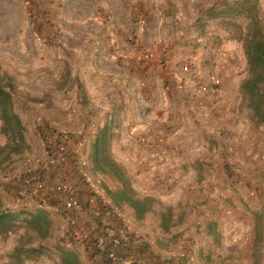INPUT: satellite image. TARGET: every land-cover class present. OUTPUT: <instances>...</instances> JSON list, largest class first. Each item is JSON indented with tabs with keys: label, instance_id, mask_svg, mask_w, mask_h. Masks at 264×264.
Wrapping results in <instances>:
<instances>
[{
	"label": "rangeland",
	"instance_id": "obj_1",
	"mask_svg": "<svg viewBox=\"0 0 264 264\" xmlns=\"http://www.w3.org/2000/svg\"><path fill=\"white\" fill-rule=\"evenodd\" d=\"M176 1L169 0L178 4ZM244 1L199 0L196 5L201 6L200 10L204 13L200 17V22L196 20L192 23H184V18L180 21L176 19L178 29L196 30L207 37L203 44H199L193 42L188 34L182 41L183 45L192 52L203 51L201 56L208 60L211 69L216 65L222 68L217 62L220 59L224 70H228L227 76L230 80L228 83L223 80L219 117L210 118L202 114L203 108L198 106L192 96L176 88L175 79L171 74L172 85L169 91H174L172 92L173 100L170 92H167L168 100L164 104L161 103L162 108L155 110H159L155 112L156 114L144 108L140 110L136 118L113 117L110 120L116 125L111 142L112 154L125 168L133 186L141 195L155 196L153 211L144 218L138 219L129 206L119 207L106 193V186L109 188L116 186L113 178L94 174L103 178L101 186L104 195H102L91 189L90 182L86 181V176L82 177L81 171L76 169L75 175H71L66 168L68 175L75 176L80 181L79 191L83 201L87 204L93 203L95 207L102 210V214L92 215L89 220L92 227L90 248L85 247L83 251H80L81 245L78 244L79 248L76 247L71 251L79 256L82 264L106 263L105 250L98 244L99 240L104 238L106 228L116 232L125 230L131 242V250L135 252L134 257L147 259L149 262L155 260V264H264V123L260 122L252 109L248 107L247 100L241 91L242 82L238 87L231 83V57L229 60L226 58V61L218 58L221 48L223 52L231 51V47H226L224 44L231 46V40L233 42L234 38L243 47V38L252 18L244 11H232L231 8ZM257 1L261 16L264 14V0ZM62 5L63 3L61 7ZM190 11L194 12V10ZM182 12H179L181 17L184 14ZM60 14L65 24V14L62 9ZM167 24L175 25L172 22ZM37 28L50 33L45 24H38ZM23 33H25L24 37H22ZM183 34L186 35V33ZM127 40V46L130 45L133 48L131 37L129 36ZM160 40L154 39L152 43L158 45L161 43ZM52 41L49 40V44L45 47L38 43L27 24L26 7L21 0H0V76H9L12 80L15 107L25 124L28 142V147L24 151L12 154L10 159L2 161L0 198L3 200L5 209L18 213L16 218L19 222L24 221L25 213H31L35 209L11 207L10 200L21 187V182L14 174L21 173L25 168L35 169L39 163L44 162L46 165L42 169V174L49 188L64 176H62L64 169H61V164L45 156L43 151V139L46 136L51 138L54 132L51 122L57 120L71 132L83 130L86 135L85 150L90 160L93 135L99 123L97 119H89L86 116V125L82 123L74 125V117L81 119L85 116L81 113L84 105H77V102L65 108H62V103L54 104V106L45 105L41 103L45 99H41L43 97H39L34 91L21 92L24 89L18 85L21 81L16 72L3 62L6 56H11L17 63L20 62L17 51L13 49L14 46L16 49L26 50L29 56L27 60H30L35 54L40 56V52L53 49L56 44ZM206 50H210L212 54L206 53ZM220 56L225 57V55ZM122 62L127 64L125 61ZM245 66L248 71L247 63ZM239 67L236 68V74L245 71L243 65ZM223 73L224 77L225 72ZM61 80L62 78L59 82ZM67 86L70 85L64 83L57 86L56 90L63 91L65 88L66 93ZM36 90L39 91V88L37 87ZM49 93L51 92H46V95ZM72 93L71 90L69 96H72ZM179 102L181 104H178ZM180 105L188 109L190 113L188 117L183 115L184 112L178 113L180 109H183ZM51 107L59 113L56 114L53 109H48ZM165 110L170 114L169 124L160 119ZM160 112L161 115H159ZM76 113L79 115L76 116ZM178 114L180 116L177 118ZM149 115H158L159 119L154 117L152 124L153 128H156L155 123L158 122L159 131H155L157 136H154V132L152 136L156 145L165 146L170 150L166 158L154 159L150 154V147L140 143L139 136L124 125L126 119L133 120L135 123H146L147 118H151ZM1 124L0 120V145H4L7 138L1 132ZM170 136L174 140L180 139L181 136L188 140L192 139L187 142L190 148L187 157L176 153L178 151L174 144L165 142ZM74 140L70 137L66 142L69 148L67 167L72 165L76 168L80 159L79 149ZM180 143L182 144L183 141ZM187 175L188 183L181 184L180 181ZM95 180L97 181L96 178ZM48 193L49 200L54 203L61 202L60 195L50 190ZM115 206L122 214L114 209ZM166 214L171 217L168 230L164 233L159 230V227L165 218H169L165 216ZM56 216L53 219L50 236L42 240L44 247L41 253L38 257L26 259L23 264L62 263L59 248L65 247L62 241L67 236L64 232L66 224L61 215L57 218ZM71 226H77V221ZM25 232L24 223L10 232H0V255L3 259V261L0 260V264H17L11 258V254L20 236ZM37 243L38 241L35 242ZM124 254L127 253L124 252ZM91 259L93 261L89 263Z\"/></svg>",
	"mask_w": 264,
	"mask_h": 264
},
{
	"label": "crops",
	"instance_id": "obj_2",
	"mask_svg": "<svg viewBox=\"0 0 264 264\" xmlns=\"http://www.w3.org/2000/svg\"><path fill=\"white\" fill-rule=\"evenodd\" d=\"M197 1L199 0H177L178 4H174L169 0H64L62 7L57 9H62L65 14V25L61 39L54 40L52 38V42L56 46L48 52H40V56L35 54L30 60H27L29 56H27L26 50L16 49L14 46L13 49L17 51L20 62L17 63L11 56H6L3 62L16 72L19 81H21L18 85L24 89L21 92L34 91L39 97H43L41 99H45L41 103L51 106L62 103V108L76 104V102L77 105H84L81 113L85 116L81 119L74 117V125L80 123L86 125L87 120L85 118L87 116L89 119L99 121L96 125L97 130L100 126L108 124L113 117L136 118L140 114V110L144 108L156 114L159 110H155L162 108L161 103H166L164 101L165 92H170V97L173 100L172 92L174 91H169L172 85L170 75L176 71V64L183 62L188 56H195L200 68L197 77L199 81L206 80L208 72L211 70L208 60L201 56L203 51H201L202 53L200 51L192 52L183 45L182 41L187 38L188 34L192 37L191 34L198 31L180 30L176 26L178 24L176 17L182 11L184 12L182 16L184 23L201 21L200 17L204 13L200 10L201 6L196 5ZM189 10H194V12H189ZM141 14L148 18V27L142 34L141 40L144 43H152L154 39H161V43L156 46L158 53L167 60L168 68L153 65L148 69L136 70L124 64L118 57L121 50L133 49L130 45L127 46V39L129 36L131 37L133 18ZM170 22L175 25L167 24ZM24 36L25 33L22 37ZM224 45L231 47V51L225 50L223 52V48H221L219 54L225 55V57L219 55L218 58L226 61L231 57V83L238 87L248 76L244 50L236 38L233 42L231 40V46L229 44ZM205 52L212 54L210 50ZM217 62L221 65L222 71L225 72L224 81L228 83L230 80L227 76L228 70H224L223 62L220 59ZM238 65L241 67L243 65L245 69L241 74L235 72L236 68H240ZM60 78H62L61 82H59ZM64 83L70 85L66 87V93L64 92L65 88L63 91L56 90L57 86ZM37 87L39 91L36 90ZM71 90L73 93L72 96H69ZM54 91L57 93L55 94ZM46 92L51 93L46 95ZM180 107L182 106L180 105ZM182 108L184 109V107ZM183 109H180L178 113L184 112L183 115L188 117L190 115L188 109ZM53 111L56 114L58 112L55 109ZM161 114L160 112L159 115ZM78 115L76 113V116ZM179 116L180 114L177 118ZM155 117L159 119L157 115ZM62 118L64 117L62 116ZM174 119H176L175 116ZM188 122L190 123V121ZM155 125L156 128H153V124L150 128L159 131L158 122ZM141 128L136 134L144 133V127ZM190 140L192 141V139L188 140L183 136L174 140L170 136L165 142L174 144L178 151L176 153L187 157L190 152L187 142ZM180 141L183 143L181 144ZM124 157L126 158L125 155ZM67 169L71 175H75L76 168L74 166L68 165ZM93 173L96 172L93 171ZM75 179L77 178L75 177ZM187 179L188 175L183 177L180 183L186 185L189 180ZM72 214L78 224L86 225L87 223L86 226L92 231L89 222L91 216H83L79 212ZM51 216L53 219L55 218L54 214ZM59 216L57 215L56 218ZM159 230L166 232L161 225ZM0 258L3 261L2 255ZM90 261L93 260L88 262L90 263ZM155 262V260L148 261L147 264H155Z\"/></svg>",
	"mask_w": 264,
	"mask_h": 264
},
{
	"label": "built area",
	"instance_id": "obj_3",
	"mask_svg": "<svg viewBox=\"0 0 264 264\" xmlns=\"http://www.w3.org/2000/svg\"><path fill=\"white\" fill-rule=\"evenodd\" d=\"M21 1L26 7L27 24L40 45L43 47L47 46L49 40H52V38L54 40L61 39L65 24L60 10L57 9L64 3V0ZM176 19L180 21L182 19L181 15L179 14ZM38 24L47 25L50 33L39 30L37 28ZM147 26L148 18L146 15L141 14L133 18L131 40L134 47L132 50H121L118 57L136 70L148 69L153 65H158L160 68H168L167 60L163 55L158 53L156 43L142 42L141 36ZM191 35L193 42L199 44H203L207 38L199 32H193ZM199 69L195 56L185 58L183 62L177 64L176 71L171 73L175 79V86L180 92L189 93L194 101L198 103V106L203 108L202 114L206 117H219L222 106L220 95L222 94L224 82L221 69L217 65L214 66L208 72L207 79L200 81L197 79ZM167 98V92H165L164 101L167 102ZM150 117L149 119L147 118L146 123L141 124L126 119L124 125L135 134L143 126L145 130L144 133L137 134L139 136L138 141L150 147V154L154 159L166 158L170 154V150L165 146L155 144L154 136L157 135L155 130L150 128L155 116L151 115ZM160 119L162 122L169 124V112L165 110ZM51 124L54 132L51 138L46 136L43 139V151L45 156L53 158L61 164V169L65 171H62V176H64L49 188L42 174V169L46 165L44 162L39 163L35 169L25 168L21 173L14 174L18 181L21 182V187L15 192L12 200H10V204L11 207L20 206L34 208L35 210L42 209L50 212V214L61 215L66 224L64 232L67 233L65 240L62 241V244L65 245L64 248L73 251L76 247L79 248L77 246L79 244L81 245L80 251H83L85 247H89L90 245L91 233L86 225L78 224V222L77 226H71L76 221L72 213L79 212L83 216H92L102 214V210L95 207L93 203L87 204L83 201L79 191L81 187L80 181L75 179V177L72 178L66 172L67 163L69 162V148L66 142L70 137L75 139L74 141L79 149L80 162L77 164L76 169L81 171L82 177H87L86 181L90 182L91 189L102 195H104L103 187L101 186L103 178L95 176L93 172L91 173L93 164L85 150L86 135L83 133V130L79 129L71 132V130L57 120L52 121ZM153 132L154 136H152ZM49 190L61 196L62 200L60 203H54L49 200ZM115 207L114 209H117L122 214L117 206ZM98 244L105 250V264H147L145 259L134 257L135 252L131 250V242L125 230L116 232L111 228H106L104 238L100 239ZM124 252L127 254H124Z\"/></svg>",
	"mask_w": 264,
	"mask_h": 264
},
{
	"label": "trees",
	"instance_id": "obj_4",
	"mask_svg": "<svg viewBox=\"0 0 264 264\" xmlns=\"http://www.w3.org/2000/svg\"><path fill=\"white\" fill-rule=\"evenodd\" d=\"M232 11L246 12L252 18L243 38V50L248 66L249 75L241 83V91L247 100V105L260 122L264 123V14L260 16L257 0H245ZM14 85L9 76H0V120L1 132L7 140L0 145V165L5 159H10L12 154L21 153L28 147L25 135V124L16 110L14 102ZM114 121L97 128L92 140L90 152L93 171L115 180V188L106 186V193L119 207L129 206L138 219L144 218L153 211L156 198L153 195H141L133 186L125 168L112 154L111 142L114 136ZM3 154V157L1 155ZM169 218L161 222V227L168 230ZM12 210L4 207L0 198V232H10L19 228L24 223L26 232L22 234L15 245L11 258L17 264H23L26 259L38 257L43 249L42 240L50 236L53 218L50 212L37 209L31 213H25L24 221L19 222ZM38 241L37 244L35 242ZM61 264H82L79 256L59 248Z\"/></svg>",
	"mask_w": 264,
	"mask_h": 264
}]
</instances>
